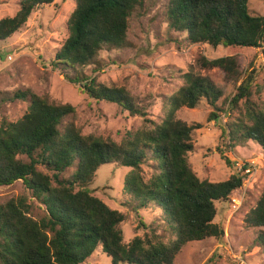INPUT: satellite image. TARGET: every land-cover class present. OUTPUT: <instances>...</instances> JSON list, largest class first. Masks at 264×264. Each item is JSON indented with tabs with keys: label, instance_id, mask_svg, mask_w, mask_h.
Wrapping results in <instances>:
<instances>
[{
	"label": "trees",
	"instance_id": "16d2710c",
	"mask_svg": "<svg viewBox=\"0 0 264 264\" xmlns=\"http://www.w3.org/2000/svg\"><path fill=\"white\" fill-rule=\"evenodd\" d=\"M53 1L19 0L13 16L0 18V40L18 31L35 9ZM248 1L164 0V22L168 29L183 33L187 44L261 48L264 58V15L253 14ZM143 2L75 0L67 35L50 60L53 70L91 98L116 103L141 117L137 129L118 141L83 134L69 103H56L30 89L0 98L27 102L19 119L0 120V186L21 181L31 201L44 210L40 216L32 215L25 195L0 203V264H82L98 248L110 257V264H175L187 242L223 236V228L214 222L215 203L226 201L242 185L243 175L237 170L221 181L200 179L188 154L194 147L191 133L201 124L177 117L179 108H194L202 98L215 108L222 90L208 77L186 72L183 84L164 97L162 118L154 120L148 105L126 88L106 86L84 74L101 50L125 45L129 18ZM198 65L217 67L225 80L238 82L228 101L238 112L221 128L225 144L216 146L220 158L231 166L228 153L248 141L264 153V105L251 100L253 69L240 70L234 55L213 59L201 55ZM213 117L211 112L208 119ZM106 163L129 168L123 179L125 203L135 213L156 207L159 224L140 221L144 232L125 241L121 227L125 214L88 188L95 171ZM67 170L71 172L66 174ZM243 223L258 229L255 241L264 253V189Z\"/></svg>",
	"mask_w": 264,
	"mask_h": 264
},
{
	"label": "rangeland",
	"instance_id": "374dc122",
	"mask_svg": "<svg viewBox=\"0 0 264 264\" xmlns=\"http://www.w3.org/2000/svg\"><path fill=\"white\" fill-rule=\"evenodd\" d=\"M163 4L164 0H144L141 7H136L129 18L125 45L101 50L94 63L85 68L84 74L95 77L97 82L106 86L126 88L148 105L149 117L154 120L162 118L166 110L164 97L183 84L182 74L186 72L206 76L222 90L215 108L202 98L194 108H179L177 117L188 124H201L191 133L194 147L188 154L196 175L200 179L221 181L240 170L242 185L234 189L226 201L215 203L214 222L223 228V236L187 242L174 263L264 264V253L255 241L258 229L246 227L243 223V216L264 189V153L258 144L248 141L228 153L231 166L220 158L216 146L225 144L220 137L221 128L238 112L228 105L238 82L225 80L223 71L217 67L204 69L198 65L201 55L206 59L234 55L240 70L253 69L251 100L264 105L261 48L187 44L182 39L183 33L168 29ZM248 5L253 14L264 15V0H249ZM74 6L75 0H54L43 5L30 14L18 31L0 40V98L12 95L17 89H30L56 103H69L75 108L73 119L83 134L92 132L118 141L125 132L140 126L141 117L130 115L116 103L91 98L50 66L53 52L67 35L66 22ZM18 8L19 0H0V18L13 16ZM26 109L27 102L23 100L0 101V120L16 121ZM211 112L216 117L209 120ZM248 166L250 173L244 174V168ZM143 168L148 172L145 165ZM128 170V167L115 163L102 164L88 184L93 195L125 214L121 224L125 241L144 232L140 221L149 225L153 221L159 224L160 220V210L156 207L143 208L135 213L130 204L125 203L128 196L123 192V179ZM70 172L67 170L66 174ZM20 195L27 196L26 201L32 203V215L43 214V207L31 201L30 193L21 181L0 186V203ZM235 198L241 202L233 209L231 202ZM110 261V257L98 248L82 264H110Z\"/></svg>",
	"mask_w": 264,
	"mask_h": 264
},
{
	"label": "built area",
	"instance_id": "2783aa9c",
	"mask_svg": "<svg viewBox=\"0 0 264 264\" xmlns=\"http://www.w3.org/2000/svg\"><path fill=\"white\" fill-rule=\"evenodd\" d=\"M250 173V167H246L244 168V174H249ZM241 199H233V201L231 202V207L233 209H236L239 205H240Z\"/></svg>",
	"mask_w": 264,
	"mask_h": 264
}]
</instances>
